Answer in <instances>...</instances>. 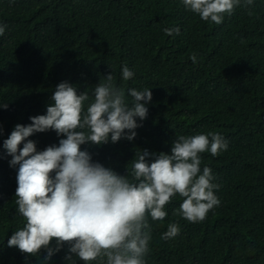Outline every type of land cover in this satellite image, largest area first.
I'll list each match as a JSON object with an SVG mask.
<instances>
[{
    "label": "trees",
    "instance_id": "16d2710c",
    "mask_svg": "<svg viewBox=\"0 0 264 264\" xmlns=\"http://www.w3.org/2000/svg\"><path fill=\"white\" fill-rule=\"evenodd\" d=\"M243 2L217 25L181 0H0V104L8 105L0 107V264H85L67 243L47 261L46 249L33 256L8 246L25 221L15 203L18 166H10L3 141L15 125L46 114L59 83L87 92L86 109L111 72L129 105L133 88H149L152 100L133 140L81 145L93 161L120 175L128 168L131 179L143 150L170 154L177 138L197 134L229 142L218 156L201 154V173L209 167L220 185L219 206L192 223L175 214L183 198L173 196L163 221L148 217L145 264H264V0ZM125 65L134 72L127 81ZM61 138L52 130L29 137L38 151ZM170 223L180 232L162 239Z\"/></svg>",
    "mask_w": 264,
    "mask_h": 264
},
{
    "label": "clouds",
    "instance_id": "9594fccd",
    "mask_svg": "<svg viewBox=\"0 0 264 264\" xmlns=\"http://www.w3.org/2000/svg\"><path fill=\"white\" fill-rule=\"evenodd\" d=\"M181 3L202 20L217 25L225 14L231 15L241 6V0ZM252 4L253 0L243 2L244 7ZM5 28L0 25V36ZM164 31L173 35L180 30ZM190 58L196 62L195 54ZM133 76L134 72L125 65L122 79L127 81ZM113 80L112 72L104 76L86 109L87 92L78 93L68 82L59 83L46 114L30 117L28 125H15L3 141L11 157L10 166H18L15 203L25 221L24 227L8 239L9 247L33 256L46 249L47 261L67 243L69 252L85 264H145L151 240L148 217L163 221L167 216L165 206L173 196L183 198L175 214L192 223L202 222L210 210L219 206L215 191L220 185L213 182L216 178L209 167L205 166L202 173L200 168L202 153L210 152L215 157L228 149L229 142L218 133L181 136L173 142L170 154L143 150L132 163L131 179L128 168L127 174L120 175L93 161L87 150H81L86 143H116L122 137L131 141L137 135L135 129L142 126L136 118H147L145 105L151 102L152 91L129 89L133 98L129 105L124 91ZM0 107L6 109L8 105L2 103ZM49 130L62 137L58 146L38 151L36 142L29 137ZM179 232V226L170 223L161 238H174ZM53 239L55 248L50 247Z\"/></svg>",
    "mask_w": 264,
    "mask_h": 264
}]
</instances>
